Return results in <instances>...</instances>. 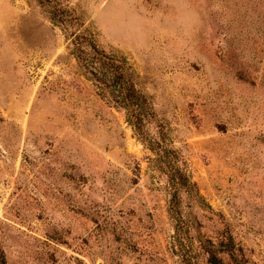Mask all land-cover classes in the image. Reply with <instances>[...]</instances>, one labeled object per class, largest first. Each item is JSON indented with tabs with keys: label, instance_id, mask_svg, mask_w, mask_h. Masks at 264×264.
Listing matches in <instances>:
<instances>
[{
	"label": "rangeland",
	"instance_id": "obj_1",
	"mask_svg": "<svg viewBox=\"0 0 264 264\" xmlns=\"http://www.w3.org/2000/svg\"><path fill=\"white\" fill-rule=\"evenodd\" d=\"M63 2L155 119L145 141L38 0H0V264H264V0Z\"/></svg>",
	"mask_w": 264,
	"mask_h": 264
},
{
	"label": "trees",
	"instance_id": "obj_2",
	"mask_svg": "<svg viewBox=\"0 0 264 264\" xmlns=\"http://www.w3.org/2000/svg\"><path fill=\"white\" fill-rule=\"evenodd\" d=\"M52 23L65 33V41L77 63L89 75L102 98L123 108L135 130L147 141L146 124L155 119L153 106L140 84V76L122 53L107 51L97 42L94 31L85 26L84 17L69 7L63 0H38ZM151 149L159 154V167L169 172L172 179L187 182L188 176L181 172L176 152L162 149L156 141H149ZM180 209L176 210L177 212ZM179 213V212H178ZM227 250L234 244L226 242ZM211 264H220V259L211 255Z\"/></svg>",
	"mask_w": 264,
	"mask_h": 264
}]
</instances>
